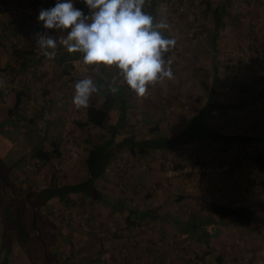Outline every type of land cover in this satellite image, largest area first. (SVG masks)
I'll return each instance as SVG.
<instances>
[{
  "label": "crops",
  "instance_id": "0c3cea01",
  "mask_svg": "<svg viewBox=\"0 0 264 264\" xmlns=\"http://www.w3.org/2000/svg\"><path fill=\"white\" fill-rule=\"evenodd\" d=\"M254 1L249 6L247 0H201L193 25L191 16L177 13L179 0H147L145 10L155 22L169 25L162 31L175 38L176 45L165 54L173 78L149 86L147 95L140 97L117 76L115 67L101 65L97 71V66L83 63L81 53L70 54L63 46L55 59L41 54L35 33L66 35L44 29L38 21L39 11L53 7L57 0H0V165L11 163L7 175L15 186V199L28 200L20 202L22 207L32 208L28 192L52 187L40 211L53 230L48 249L57 264H264V236L257 237L264 232L258 230L264 223V169L258 170L254 158L255 151L264 153L260 128L264 124V0ZM74 4L89 13L84 0ZM8 6L18 8L17 14L6 15ZM247 35L251 63L243 65L234 52L237 40ZM85 75L99 87L89 105L100 106L111 98L107 130L79 123L85 108H76L72 97L75 82ZM114 76L119 85L115 94L108 88ZM16 96L22 121L10 125L7 107ZM223 103L234 106H219ZM119 115L124 117L120 123ZM194 115L199 116L204 136L168 147L128 150L133 138L178 133ZM115 125L119 130L99 149L106 151L105 169L97 175L87 173L94 146L103 144ZM230 134L258 141L239 142L228 139ZM38 141L52 151L51 161L39 160L31 152ZM167 158L210 164L214 176L165 180L158 170ZM141 162L148 168L137 169ZM253 165L258 173L248 172ZM118 169L126 171L123 184L116 179ZM86 176L90 182L79 185ZM150 182L155 188L142 197L141 189ZM211 201L248 206L249 225L211 213ZM80 212L88 215V230L71 217ZM96 230L104 234L102 240ZM240 237H244L241 245L235 242ZM32 240L23 241L31 250ZM10 245L19 262L26 258L35 264L34 250L27 255L17 240Z\"/></svg>",
  "mask_w": 264,
  "mask_h": 264
},
{
  "label": "clouds",
  "instance_id": "9594fccd",
  "mask_svg": "<svg viewBox=\"0 0 264 264\" xmlns=\"http://www.w3.org/2000/svg\"><path fill=\"white\" fill-rule=\"evenodd\" d=\"M147 0H84L86 15L74 0H57L48 9H41L38 21L44 29L66 33L57 38L47 31L34 34L35 46L47 59H55L63 46L68 53H81L86 65L115 67L117 76L138 96L144 97L149 86L172 79L173 71L165 54L176 45L175 38L162 30L169 25L145 10ZM117 76L108 85L111 93L119 91ZM99 87L85 75L74 84L72 103L87 108Z\"/></svg>",
  "mask_w": 264,
  "mask_h": 264
},
{
  "label": "trees",
  "instance_id": "16d2710c",
  "mask_svg": "<svg viewBox=\"0 0 264 264\" xmlns=\"http://www.w3.org/2000/svg\"><path fill=\"white\" fill-rule=\"evenodd\" d=\"M17 14V13H16ZM14 14V15H16ZM9 15V16H14ZM18 96L12 105L7 107V119L12 120L10 125L19 123V117L17 116V110L19 109ZM112 105L111 98L106 99L100 106L89 105L85 108V117L79 122L80 124H94L107 130L106 125L109 120V108ZM232 103H223L219 106L229 107ZM236 105V104H235ZM234 106V105H233ZM121 111H123L120 108ZM124 117L119 115V122ZM22 121V120H21ZM0 124V128H1ZM202 125L199 123V116L194 115L191 120L178 132L167 137H156L151 135L147 138L135 139L131 142L128 141V150L133 151L135 146L146 147H168L175 143H180L182 140L191 139L194 137L204 136V133L200 130ZM119 130L118 125H115L109 132V136L105 139L104 143L95 145L93 148V157L89 160L86 165V172L91 175H97L105 169L103 164V158L105 156V149L100 152L105 143L112 140L114 132ZM2 136V135H1ZM129 137L123 139L127 141ZM228 139L236 140L239 142H257L258 138L249 137L246 135H235L230 134L227 136ZM5 140V138H3ZM131 140V138H130ZM40 141V140H39ZM38 141L33 147L31 152L33 155L44 161H51L53 154L51 150L44 148ZM10 142L6 140V144ZM19 145V141L16 142ZM18 158V157H17ZM254 158L256 160V166L259 171L264 169V153L261 150L254 152ZM18 160V159H16ZM10 164H3L2 168L5 172L8 171ZM7 179V177H5ZM8 180V179H7ZM90 177L86 176L83 180L77 182L80 184H86L90 182ZM51 184V183H50ZM52 187H39L38 191H30L32 193V208H25L16 203L14 190L3 181L0 175V264H8L10 252H11V240H17L21 243L22 248L27 255H31V251L34 250L37 254L41 255L45 259V264H57L55 261L54 254L48 253L50 242L54 241L53 230L50 228V222L48 218L40 211L41 204L49 197V190ZM73 189V187H72ZM27 193V195H28ZM211 213L218 215L219 217H231L234 223L246 226L249 225L252 218L251 210L248 206L243 204H231L222 203L217 201H211L209 203ZM34 211V220L32 221V214ZM33 239L35 246L34 248H28L23 241Z\"/></svg>",
  "mask_w": 264,
  "mask_h": 264
},
{
  "label": "built area",
  "instance_id": "2783aa9c",
  "mask_svg": "<svg viewBox=\"0 0 264 264\" xmlns=\"http://www.w3.org/2000/svg\"><path fill=\"white\" fill-rule=\"evenodd\" d=\"M201 0H179L176 11L180 15H187L191 16L192 24L196 25L198 22V17L200 14V3ZM247 4L249 6H254L256 2L254 0H247ZM18 12V8L15 6H8L5 9L6 15H14ZM237 49L234 52V56L241 60L243 64H249L250 62V53H251V41L249 35L245 36L243 39L237 41ZM137 169H147L148 165L144 162L138 163L135 166ZM158 174L165 180L168 179H177L183 176L192 175V174H209L211 176H214V168L210 164H206L200 161H194L191 159H183L180 162H175L170 158H167L160 169L158 170ZM126 171L124 169H118L116 172V179L119 184H123L124 179L126 177ZM155 188V183L150 182L145 189H141V196L151 191ZM86 212H80V213H73L71 215L72 219L78 224V226L82 230H88L90 227L89 219L87 217ZM259 231H264V223H260ZM121 233L124 234L123 228L120 230ZM94 234L97 238L102 240L103 233L99 230L94 231ZM129 238V237H128ZM235 242L239 245H241L244 242V237L237 238ZM198 264H200L198 262Z\"/></svg>",
  "mask_w": 264,
  "mask_h": 264
},
{
  "label": "rangeland",
  "instance_id": "374dc122",
  "mask_svg": "<svg viewBox=\"0 0 264 264\" xmlns=\"http://www.w3.org/2000/svg\"><path fill=\"white\" fill-rule=\"evenodd\" d=\"M234 27V26H233ZM235 29H236V31H238L239 29H238V27L236 26L235 27ZM239 33V32H238ZM238 35V34H237ZM241 34H239L238 36H240ZM241 37V36H240ZM239 37V38H240ZM238 38V39H239ZM236 40V39H235ZM238 41V40H237ZM237 45H238V43H237ZM237 47V46H236ZM250 48H251V45H250ZM251 55H252V48H251V53H250V62H249V64L251 63ZM238 59V58H237ZM249 64H243V65H249ZM235 75L233 74V77H234ZM247 86H244V89L246 88ZM259 119V118H258ZM243 123V122H242ZM247 127V126H246ZM245 127V128H246ZM260 128L262 129V130H264V124L262 125V126H260ZM246 151H248V150H246ZM246 151H244L243 153L246 155ZM251 151H252V149H250L249 150V152L251 153ZM229 153V150H227V154ZM250 153H248V154H250ZM243 154V155H244ZM247 154V155H248ZM248 158H249V156H248ZM252 163V162H251ZM255 166L253 165V168L250 166L249 167V169H248V172L249 173H251V172H255V173H258V171H256V169L254 168ZM2 168V165H0V175H1V177H2V179H3V181H5V183H7L9 186H10V188L11 189H13V188H15V186L13 185V183H11L9 180H7V179H9V177H8V175H7V172H5L3 169H1ZM263 174V173H262ZM5 177H7V179H5ZM262 178L264 179V176H262ZM263 184H264V182H262ZM14 190V189H13ZM17 197V196H16ZM16 200V203L17 204H19L20 205V202H22V201H28L26 198H22L21 196H18L17 197V199H15ZM29 208H31V207H29ZM262 222H264V219L262 220ZM259 230V229H258ZM264 236V232L263 233H260V232H258V234H257V237H259V238H262ZM261 241H264V237L261 239ZM262 244V246H261V251H262V253L261 254H263L264 255V242L263 243H261ZM14 247H13V252H14ZM20 250V249H19ZM48 251H49V249H48ZM12 252V249H11V256H10V259H9V263L8 264H32V263H30L26 258H25V261L24 262H19V260H18V258H17V255H19V254H17L16 253V251L14 252V254H12L13 253ZM48 253H50L51 254V252L49 251ZM31 255H33V254H31ZM37 256V254L35 255H33V257H34V260H35V264H43V263H45V259H44V257L43 256H41V257H36ZM20 258H24V256H21Z\"/></svg>",
  "mask_w": 264,
  "mask_h": 264
},
{
  "label": "water",
  "instance_id": "95a60500",
  "mask_svg": "<svg viewBox=\"0 0 264 264\" xmlns=\"http://www.w3.org/2000/svg\"><path fill=\"white\" fill-rule=\"evenodd\" d=\"M34 220V214H33V217H32V221Z\"/></svg>",
  "mask_w": 264,
  "mask_h": 264
}]
</instances>
